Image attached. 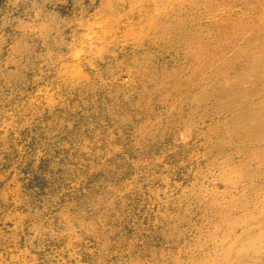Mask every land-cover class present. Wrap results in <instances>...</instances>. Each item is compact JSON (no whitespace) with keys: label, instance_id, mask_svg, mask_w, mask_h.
I'll list each match as a JSON object with an SVG mask.
<instances>
[{"label":"rangeland","instance_id":"374dc122","mask_svg":"<svg viewBox=\"0 0 264 264\" xmlns=\"http://www.w3.org/2000/svg\"><path fill=\"white\" fill-rule=\"evenodd\" d=\"M0 264H264V0H0Z\"/></svg>","mask_w":264,"mask_h":264}]
</instances>
